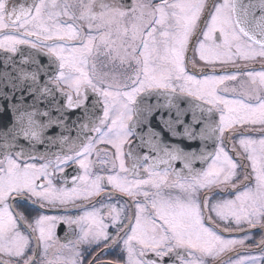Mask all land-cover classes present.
Segmentation results:
<instances>
[{"label":"snow or ice","instance_id":"obj_1","mask_svg":"<svg viewBox=\"0 0 264 264\" xmlns=\"http://www.w3.org/2000/svg\"><path fill=\"white\" fill-rule=\"evenodd\" d=\"M0 53V264H264V0H0Z\"/></svg>","mask_w":264,"mask_h":264},{"label":"flooded vegetation","instance_id":"obj_2","mask_svg":"<svg viewBox=\"0 0 264 264\" xmlns=\"http://www.w3.org/2000/svg\"><path fill=\"white\" fill-rule=\"evenodd\" d=\"M20 2L28 3V2H30V0H20ZM129 2H130V0H129ZM21 49H22V52H23V51H29V52H31V53L37 55V56L43 55V54H37V53H35V50H32V49L28 48L27 46H21ZM0 55H3V54L0 53ZM190 55H191V56H194V54H190ZM45 56H46V55H45ZM195 59H196V68L193 69L192 66H191V64H189V71H190V72H195L197 75H200V69H201V68H204L205 66L203 65L202 62H200V61L198 60V57H196ZM32 67H35V65H33ZM255 68H256L257 70H259V69H260V64H259V63L255 64ZM225 70H226V71H234V69H233L231 66H224V67L222 68L221 66L218 65L217 68H216L217 73H221L222 71H225ZM206 71L211 72V69H206ZM229 83H230V84H237V82H229ZM237 86H238V85H237ZM150 102H151V103H156V102H157V101H156V98L153 97L152 100H151ZM159 102H160L161 104H163V103H164V100L161 99ZM180 106L183 108V107H184V104H181ZM41 107H42V106H41ZM80 112H81V110H80V109H77V113H80ZM13 116H14V113H13L12 111H9V112L5 113L2 109H0V122H3V123H5V124H8L9 127H11V122H12V120H13ZM15 116L18 117V116H19V113H15ZM71 117L77 119V116H76V115H71ZM40 118H41V117H37L38 120H40ZM165 118H167V112H165ZM85 122H86V121H84V120H80V121H78V122L76 123V128H75V130H74V132H73V134H74V138H73V140H72L71 142H69L68 144H71L73 141H75V142H77V143L79 142V141H77V139H76V138H77L78 126H79V123H85ZM153 127H156L155 122L153 123ZM2 131H3V129H0V132H2ZM138 131H139V129H138ZM143 131H144V132H147V128L145 127ZM88 134H90V133H88ZM253 135H256V134L253 133ZM165 139H166V140L170 139V138L168 137L167 133H165ZM174 142L177 143L181 148H184V146H185V143H183V140H178V139H177V140L174 141ZM68 150H69V149H68L67 146H65V147L63 148V151H64V152H67ZM183 150H184V149H183ZM142 151H143V152H147L148 149L145 148V149H143ZM39 162L42 163L43 161H39ZM129 163H130V161H129ZM196 166H197V162L195 161L194 164H193V167H196ZM165 167H166V165H163V164L159 165V168H160L161 170H163ZM172 167H173L176 171H181V170L183 169V163H182V161H179V160L174 161V162H172ZM78 171H79L78 167H77L76 165H72V166L68 167V168L65 170V172L63 173V176H65V177L68 178V183H67V185H65V184L61 181V179H60L61 174H59V173L54 177V183L56 184L57 187H65V186H67V187H71V177H72L76 172H78ZM141 174H143V173H142V170H141ZM117 195H118V194H117ZM229 198H230V197H229ZM96 199L98 200V199H100V198L97 197ZM127 199H128V198L123 197V198H121V202H123L124 200H127ZM77 203H79L80 205H82V206H84V207H90V206H91V203H95V201H92V202H88V201H78ZM97 206H99V205H97ZM20 210H21V211H24V209H20ZM39 211H40V212H43L44 214H48V215H58V214H62V213H63V209H60V208H55V209H53V208L41 209V210H39ZM78 213H79V209H74V210L72 211L71 214L76 215V214H78ZM37 214H38L37 212H30V213H29V218H31L32 216H36ZM253 231L255 232V235L253 236L252 240H248V241H246L245 248H239V249H238L240 255H245L247 251H251V252H253L254 254L259 255V250L256 249V248L254 247L253 242H254L255 240H259L260 237H261V235H262V233H260L258 230H253ZM223 234H224L225 236H231V237H234V238H242V237L245 235V232H244V231H233L232 233H223ZM56 236H57V238L59 239V241H60L61 243H67L68 240L74 238V237L71 235V233L69 232L68 226H67L66 224H59V225L57 226V229H56ZM230 255H233L234 258H239V257L236 256L234 253H233V254H230Z\"/></svg>","mask_w":264,"mask_h":264},{"label":"water","instance_id":"obj_3","mask_svg":"<svg viewBox=\"0 0 264 264\" xmlns=\"http://www.w3.org/2000/svg\"><path fill=\"white\" fill-rule=\"evenodd\" d=\"M30 53L31 52H29V51H23L22 52L23 58L24 59H29V54ZM31 54H33V53H31ZM33 55L35 56L36 60L39 63H43V64H47L48 63V59L49 58L47 56H45V55L37 56L35 54H33ZM15 59H17V60L21 59V54L18 53L17 56L15 57ZM32 66L33 65L30 63L29 67H32ZM185 106L186 105H184V107ZM52 114L53 115H57V113H55V112H53ZM185 119L186 120L190 119V117H185ZM40 120H43L44 122H46L47 118L46 117L40 118ZM76 120L77 119L71 117L70 119H68L66 121L67 125L69 126V130H67V131L61 130L58 126H53L52 128H49V129L46 130L45 135L56 136V137H59V135L66 136V137H68V141H67V144H68L74 138L73 132H74V130L76 128V123H73V122L76 121ZM182 130L183 129L181 128L180 131H182ZM197 131H199V126H197ZM178 140H182V139H178ZM20 143L24 144L25 147L27 148V142L24 141L22 138L20 140ZM183 143H185V146L182 149H184L185 152H190V151H192V149H199L201 147V141L199 139L191 141V142H189L188 140H183ZM212 147H213V145L209 141L208 144H207V150L211 151ZM38 148L40 149V151L44 150L43 146H38ZM50 148H51V151H53V152H61V145L59 143V139H57V141L55 143L51 144ZM196 162H197V166L194 167V168L199 169V168L203 167V165L201 164V162L199 160H196Z\"/></svg>","mask_w":264,"mask_h":264}]
</instances>
